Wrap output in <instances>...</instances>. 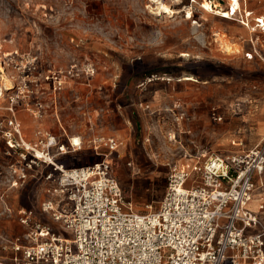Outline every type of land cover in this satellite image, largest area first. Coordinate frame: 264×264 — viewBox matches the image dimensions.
I'll return each mask as SVG.
<instances>
[{"label":"rangeland","instance_id":"1","mask_svg":"<svg viewBox=\"0 0 264 264\" xmlns=\"http://www.w3.org/2000/svg\"><path fill=\"white\" fill-rule=\"evenodd\" d=\"M161 1L170 12L158 11L149 0H0V61L14 50L18 55L1 74L0 119L8 116L11 77L18 79L15 66L26 55H34L41 81L48 68L63 72L59 90L45 82L37 89L44 106L40 119L17 105L23 136L34 142L50 133L63 143L78 137L83 149L60 158L66 167L100 159L88 144L93 136L114 137L119 143L114 174L138 212L157 207L170 166L255 145L256 119L264 116V31L252 29L255 17L264 18V0H239L230 19L205 12L203 0ZM211 1L229 6V0ZM84 62L95 67L88 81L80 74ZM72 64L77 67L70 74ZM3 151L0 135V256H9L15 237L27 243L19 211L40 209L44 196L38 192L45 181L14 185L15 159ZM258 187L264 195V185ZM258 199L253 196L251 209ZM42 218L57 226L48 213ZM61 233L71 238L70 232Z\"/></svg>","mask_w":264,"mask_h":264},{"label":"built area","instance_id":"2","mask_svg":"<svg viewBox=\"0 0 264 264\" xmlns=\"http://www.w3.org/2000/svg\"><path fill=\"white\" fill-rule=\"evenodd\" d=\"M254 28L264 31L262 16L254 18ZM11 55L0 61V78L17 50ZM22 61L15 66L18 79L11 77L14 92L5 107L8 116L0 119V135L4 154L15 159L10 166L14 185L42 178L45 184L38 193L44 198L37 212L19 211L27 243L15 237L9 242L12 254L0 256V264H264V206L249 207L257 184L264 182V134L248 149L194 156L191 164L170 166L157 207L138 212L114 174L113 154L119 145L114 137L89 139L100 159L79 167H66L60 158L82 150V140L63 143L50 133L34 142L25 139L17 105L40 119L44 106L36 97L38 87L45 82L55 92L65 74L48 68L41 81L34 55ZM76 67L72 64L68 73ZM79 68L87 81L95 74L90 62ZM211 116L221 120L213 111ZM45 213L56 227L43 221Z\"/></svg>","mask_w":264,"mask_h":264},{"label":"bare ground","instance_id":"3","mask_svg":"<svg viewBox=\"0 0 264 264\" xmlns=\"http://www.w3.org/2000/svg\"><path fill=\"white\" fill-rule=\"evenodd\" d=\"M149 1H152V2H154V3L157 4V10L158 11L163 10V12H165V11L166 12H170V8L165 3H163L161 0H149ZM201 4H202L201 7L204 9L205 12L216 14V15L220 16L221 18H225V19H230V17H232L238 11V9H239V0H229V6L227 7V9L226 8L223 9L222 7H219V5L217 4V2L216 3H213L211 0H203ZM188 18H189V16H188ZM217 36L219 37V34ZM222 43L225 44L226 42L225 41L224 42L222 41ZM225 47L228 50L231 49V48H229L228 43L225 44ZM225 51H227V50H225ZM184 78L191 79V77H189V76H185ZM6 81H8V80H6ZM11 86H12L11 84H8L7 86H4V88L7 89V88H10ZM1 94H2V92H1V88H0V97H1ZM24 136H25V134H24ZM172 137L173 136H171V138ZM70 140L72 142H74V143H78L80 141V139L78 137L70 138ZM120 143L122 144V142H120Z\"/></svg>","mask_w":264,"mask_h":264},{"label":"crops","instance_id":"4","mask_svg":"<svg viewBox=\"0 0 264 264\" xmlns=\"http://www.w3.org/2000/svg\"><path fill=\"white\" fill-rule=\"evenodd\" d=\"M191 107H192V105H191ZM189 109H194V108H189ZM260 112L262 111V109L261 110H259ZM189 112V117H193L192 116V114H194V112H192L191 113V111H188ZM195 115V114H194ZM262 115V114H261ZM260 114L257 116V119H256V126H255V135H257L258 136V139H260L261 137H262V135L264 134V116H261ZM180 119H182V117L181 116H179V117H176V121H179ZM179 123V122H178ZM222 140H225V141H227V138H225L224 137V139H222ZM258 185L259 184H257V188H256V190L259 188L258 187ZM264 185V182H263V184L262 185H259V186H263ZM256 190H255V192H254V195H259V199L257 200V202H258V205L259 204H263V206H264V195H262L261 193L262 192H256ZM261 191H264V187L263 188H261L260 189ZM253 195V196H254ZM260 196H261V198H260ZM256 202V203H257ZM252 203V200L250 201V203H249V207H250V204ZM257 205V206H258ZM257 209V208H256Z\"/></svg>","mask_w":264,"mask_h":264}]
</instances>
